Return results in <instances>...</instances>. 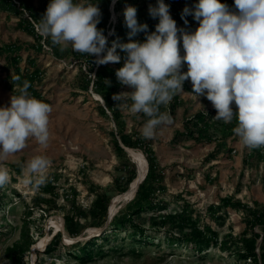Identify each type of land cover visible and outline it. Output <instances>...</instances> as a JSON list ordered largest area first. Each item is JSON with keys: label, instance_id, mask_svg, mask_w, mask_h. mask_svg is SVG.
<instances>
[{"label": "rangeland", "instance_id": "rangeland-1", "mask_svg": "<svg viewBox=\"0 0 264 264\" xmlns=\"http://www.w3.org/2000/svg\"><path fill=\"white\" fill-rule=\"evenodd\" d=\"M197 2L199 0H192V12ZM115 3L116 0L111 7L110 34L115 25L125 21L126 6L148 11L149 6L157 5L156 0L137 3L123 0L118 7ZM27 6L34 11L35 6ZM185 17L184 21L176 22L178 29L183 31L195 20L194 16L193 20L188 15ZM44 43L48 49L41 45L34 52L42 70L41 78L34 83L38 92L27 91L30 96L52 106L51 139L47 149H41L30 139L25 149L0 162V167L6 168L11 177L8 184L0 187V264H263L245 258L244 239L260 233L257 250L260 254L264 252L261 247L264 229L252 220L247 210L264 206V147L249 149L236 137L229 139L232 150L219 152V146L213 148L215 143L208 142L205 136L202 143L196 140V143L164 155L162 147L169 138L158 133L160 129L153 139L144 138L156 148L161 186L153 197L159 203L157 209H147L136 215V221L154 239L141 236L139 240V234H132L131 225L114 227L112 223L136 194L149 169L143 147L126 145L119 131L122 129L133 139L142 137L141 128L148 118L143 113H131L132 101L127 97L114 100L121 112L120 118H114L89 88H80L82 69L91 65L87 56L74 52L71 47L62 51L59 46L52 45L50 38ZM179 47L183 56L182 40ZM104 54L106 52L101 55ZM29 55L24 51L22 58L28 59ZM125 57H121L119 63L106 65L117 70L123 66ZM23 68V74L31 73L28 64ZM3 71L5 73L6 69ZM6 79L4 74L3 80ZM10 90L0 93V107L10 106L11 96L19 95L15 87ZM131 91L129 86L118 83L113 95ZM172 138L170 145L175 147ZM115 141L122 147L125 145L127 154H120ZM192 146L193 149L188 150ZM131 151H140L146 157L145 173H141ZM35 155H45L52 161L47 181L39 188L23 182L25 164ZM133 166L138 174L130 181ZM48 184L54 190L47 188ZM121 185L128 186L127 190L121 191ZM131 188L134 193L129 194ZM100 193L109 200L107 217L94 207ZM227 197H232L233 202L226 204ZM68 213L76 216L75 234L67 229L65 215ZM195 225L205 232L211 227L216 236L203 251L195 250L184 239L174 245L166 242L169 232L182 237L194 234ZM58 232H62V243L56 252L47 253L46 245ZM86 241H92L95 247L92 258L84 260L70 252L81 249ZM17 242L24 246L30 244L20 263L8 256L9 249Z\"/></svg>", "mask_w": 264, "mask_h": 264}, {"label": "clouds", "instance_id": "clouds-1", "mask_svg": "<svg viewBox=\"0 0 264 264\" xmlns=\"http://www.w3.org/2000/svg\"><path fill=\"white\" fill-rule=\"evenodd\" d=\"M234 5L232 10L220 0H199L194 12L185 8L183 14H192L199 22L195 32L189 33L178 29L169 6L157 0L156 7L149 6L150 16L159 18L150 34L147 24L138 23L137 9L126 6L129 42L113 41L110 48L103 30L97 28L100 8L90 0H50L34 27L53 46L94 55L99 65L119 63L117 48L126 54L115 75L133 91L115 94L113 99L127 97L132 101L131 113L148 117L141 128L143 138L153 139L159 126L172 123L171 115L161 112L160 106L184 92L183 83L190 80L191 93L206 97L216 109L214 118L230 123L235 117L234 134L243 146L255 149L264 147V0H234ZM139 32L146 33L144 42L131 39ZM29 87L24 81L18 86L19 95L11 96L10 106L0 107V162L25 149L30 139L41 149L49 145L52 106L30 96ZM51 165L45 155L31 157L23 182L37 188L44 185ZM10 179L9 171L0 167V187Z\"/></svg>", "mask_w": 264, "mask_h": 264}, {"label": "trees", "instance_id": "trees-1", "mask_svg": "<svg viewBox=\"0 0 264 264\" xmlns=\"http://www.w3.org/2000/svg\"><path fill=\"white\" fill-rule=\"evenodd\" d=\"M114 0H90V2H96L99 4L100 11H101V18H100V23L97 25V28L100 30H103V34L105 37H107V48H110L112 46L113 41H117L119 43H128L129 42V29L127 28L125 21L123 23H118L115 25L113 32L110 34V27L111 24L109 23L112 18V3ZM128 2H139V0H126ZM157 1V0H156ZM123 0H116V7L122 3ZM221 3L226 4L229 6L230 9L235 10V5H234V0H220ZM50 3V0H44L43 6L39 9V11L34 12L33 15L37 19H40L44 12L46 11L47 5ZM164 3L169 6V14L171 18L175 22H181L183 18L187 15H184V9L188 8L190 10L192 7V0H164ZM198 3V2H197ZM196 3V4H197ZM157 6V5H156ZM30 8V7H29ZM32 9V8H30ZM171 11H177V14L171 13ZM137 21L140 24H147L148 29L147 33L149 34L151 31H154L155 26L159 23V18H153L149 14V10L146 11V9L139 8L137 11ZM183 17V18H182ZM189 19L193 20V15L188 14ZM31 27L33 28V23L31 21H28ZM112 22V21H111ZM192 23V29H189L188 32L192 33L195 32V30L199 26V22L194 20L191 21ZM34 29V28H33ZM127 33L126 36L123 34ZM140 35L142 37H140ZM138 37V38H137ZM146 37L145 32H139L135 36L131 37L132 40L134 41H139V42H144ZM38 40L42 43L43 37L40 35H37ZM41 46V44H40ZM117 52L120 53V56H126L124 52H122L119 48H117ZM87 56L88 60L93 64L91 68H94V66L97 64L95 61L97 59L96 56L94 55H88L84 54ZM186 65V64H185ZM116 70L113 67H109L107 65H99L97 69V79L95 81V89L104 97L107 106L109 109L112 110V113L114 114V118H120L121 117V112L119 110V106L116 104L114 99L112 98L113 92L118 88V83L119 81L116 78ZM81 80L79 82V85L81 86L80 88H89V85L91 83V79L88 78V74L83 71L81 73ZM42 76V70L40 68L33 70L29 75L23 74L22 72H19L15 75L13 78V85L18 84L19 86H23L24 81H28L30 84V91L33 94H37L38 90L35 88V80L40 79ZM109 82V83H108ZM104 107V106H103ZM233 111H237L235 108V104L233 103L232 105ZM162 106H160V109ZM216 109L213 113L206 114L204 112H200L198 115L193 117V119H190V121L187 122H193L196 123L197 125V132L199 133V136H204L206 133L209 132L211 123L214 119ZM217 122H222L224 123L223 120H217ZM118 125L121 126V123H117ZM186 126L188 127L189 123H185ZM238 121L234 117L233 120L231 121V126H227L229 130V134L233 133V129L237 126ZM192 132V131H191ZM119 133L122 135V140L124 143L130 147H143L144 151L147 154V159L149 163V169H148V174L144 181L140 184L136 194L133 196V198L128 202L127 206L117 214L114 222L112 223L114 227H119V226H132V234L140 235L139 240H142L141 236H147L149 239H154V236L152 234L147 233V229L142 226L140 223L136 221V215L141 213L144 210L147 209H157L159 206V203L154 201V194L156 192V189L161 186L160 185V177L157 171V154L154 151L153 146L151 145L150 142L145 140L143 137L138 136L136 139H133L129 135H125L122 131V129L119 131ZM228 135V134H227ZM211 139V138H210ZM118 147V150L120 154H127V151L125 150L124 147H122L118 141H115ZM138 171L136 166H133V168L130 171L129 175V180H134L135 177L137 176ZM49 189L54 190L53 186L48 184ZM128 186H123L121 185L120 189L121 191H126ZM224 202L226 204H229L230 202H233L232 197H227L224 199ZM52 205V204H51ZM95 210H101L103 215L107 217L109 214V200L105 198V196L100 193L98 195V198L95 201ZM247 209V208H246ZM249 213L253 216L252 220L254 222H258L261 224V226L264 229V206H261L259 208H252L249 207L247 209ZM65 220H66V226L68 231L71 234L77 233V219L75 214L73 213H68L65 215ZM165 222V220H163ZM253 223V222H252ZM195 233L194 234H189L184 237L174 235L173 232H169L166 236V242L168 245H174L178 242H182V239L187 241V244H191V246L198 251H203L204 246L208 244L210 241L215 240L216 236L214 234V230L209 227V232H205L202 229H200L198 226L195 225ZM155 234V233H154ZM260 236V233L255 232L251 237L245 238L244 243H245V258L249 260H253L254 262H259L261 261L264 264V252L259 253L257 250L258 248V238ZM63 235L62 232H58L54 238L46 245L45 251L47 253H54L58 250L59 245L62 243ZM147 239V240H149ZM263 243L261 247L264 249V235H263ZM92 241H86L85 245L77 250V251H70L72 253H75L77 256L83 258L84 260L88 257L92 258L94 256V251L95 247L91 245ZM146 243H151L150 241H146ZM29 242L26 246L22 242H17L14 244L13 247H11L8 251V256L15 260L17 263L22 262L23 259V254L28 249ZM78 252L79 255L76 253ZM137 253L138 255L140 254L139 252L133 251Z\"/></svg>", "mask_w": 264, "mask_h": 264}, {"label": "crops", "instance_id": "crops-1", "mask_svg": "<svg viewBox=\"0 0 264 264\" xmlns=\"http://www.w3.org/2000/svg\"><path fill=\"white\" fill-rule=\"evenodd\" d=\"M23 3L25 6H35L34 12H37L43 6L44 0L43 2H39L38 0H24ZM16 8L17 6L13 5L11 0H0V93H4V90H10L11 87H14L15 84L13 85V78L18 73V71L24 73L23 67L25 64H28L30 67V69H28L31 72L40 68V62L34 57V52H36L41 47L40 43L38 44V38L35 29L31 27L28 20L23 15L22 10H17ZM24 51L31 54L29 55L28 59L27 57L22 58V53ZM3 68L6 69L5 73ZM183 71H187V65H185ZM3 73L7 77L6 80H3ZM38 81V79L35 80V82ZM183 90L184 92L175 95L170 103L167 105H161L162 108L160 111L167 112L172 117V123L170 125L165 124L157 128L158 130L160 129L158 133L169 138V141H167L162 147L163 154L166 155L170 154L171 151H178V148H184L185 145L196 143V140L202 143L206 140L204 138L205 136H207L206 138L209 140L208 142L215 143L213 148L219 146V152H225L227 149L232 150L230 148L229 139H234L237 136L234 134V132L229 134L227 126L232 128L231 122H217V120L214 118L212 121H210L211 127L209 132L204 136H199L196 128L197 125L196 123H193L194 121L187 122L190 121V119H193V117L198 115L200 112L207 114L213 113L215 108L206 97L201 96L197 98L191 93L192 84L190 80L184 81ZM185 123H189V126L187 127ZM188 134L190 136L187 139L186 137H188ZM170 138L175 140L173 145L175 147H171L172 145H170ZM154 149L156 148L154 147ZM192 149L193 146L188 150Z\"/></svg>", "mask_w": 264, "mask_h": 264}, {"label": "built area", "instance_id": "built-area-1", "mask_svg": "<svg viewBox=\"0 0 264 264\" xmlns=\"http://www.w3.org/2000/svg\"><path fill=\"white\" fill-rule=\"evenodd\" d=\"M11 3L13 4V5H15V6H17V8L18 9H20V10H22V12H23V15L26 17V19L28 20V21H31L32 23H33V28L35 29V27H34V22H39V19H37L36 17H35V15H33V11L28 7V6H25L23 3H22V1H20V0H11ZM171 13H174V14H177V11H171ZM186 17H184L183 19H185ZM184 21V20H183ZM192 22L190 21L189 23H188V25H187V29H186V32H188V30L189 29H192V24H191ZM154 31H155V29H154ZM154 31H151V32H154ZM36 32V31H35ZM150 32V33H151ZM149 33V34H150ZM192 33H194V32H192ZM36 35H39L37 32H36ZM140 37H142L141 35H140ZM44 41H45V39L43 38L42 39V43H40L42 46H44L45 48H49V46L46 44V43H44ZM90 62V61H89ZM93 64L91 63V65L87 68V67H85V72L88 74V78H90L91 79V86L89 87V91L91 92V93H93L101 102H102V104H103V106L107 109V111L109 112V113H111L112 112V110L111 109H109V107L107 106V104H106V101H105V99H104V97L95 89V81H96V79H97V69H98V66H99V64H96L95 66H94V68H91V66H92ZM185 68V64L183 65V67H182V71H183V69ZM16 85H18V84H15L14 85V87H15V89H18V87L16 86ZM19 86V85H18ZM84 91V90H83ZM172 101V100H171ZM170 101V102H171ZM169 102V103H170ZM215 116H216V112H215Z\"/></svg>", "mask_w": 264, "mask_h": 264}, {"label": "bare ground", "instance_id": "bare-ground-1", "mask_svg": "<svg viewBox=\"0 0 264 264\" xmlns=\"http://www.w3.org/2000/svg\"><path fill=\"white\" fill-rule=\"evenodd\" d=\"M131 155L133 156L134 160L138 162L141 173H145L146 172V157L144 156V154L140 151H131ZM130 193H134L133 188L129 190V194Z\"/></svg>", "mask_w": 264, "mask_h": 264}, {"label": "water", "instance_id": "water-1", "mask_svg": "<svg viewBox=\"0 0 264 264\" xmlns=\"http://www.w3.org/2000/svg\"><path fill=\"white\" fill-rule=\"evenodd\" d=\"M125 147V145H123ZM126 148V147H125Z\"/></svg>", "mask_w": 264, "mask_h": 264}]
</instances>
